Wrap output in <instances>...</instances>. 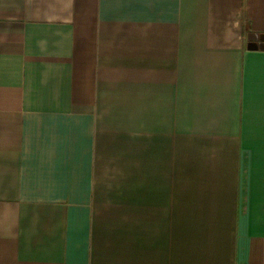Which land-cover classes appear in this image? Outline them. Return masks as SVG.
Returning a JSON list of instances; mask_svg holds the SVG:
<instances>
[{
	"label": "crops",
	"instance_id": "obj_1",
	"mask_svg": "<svg viewBox=\"0 0 264 264\" xmlns=\"http://www.w3.org/2000/svg\"><path fill=\"white\" fill-rule=\"evenodd\" d=\"M252 36L264 0H0V264H264Z\"/></svg>",
	"mask_w": 264,
	"mask_h": 264
},
{
	"label": "water",
	"instance_id": "obj_2",
	"mask_svg": "<svg viewBox=\"0 0 264 264\" xmlns=\"http://www.w3.org/2000/svg\"><path fill=\"white\" fill-rule=\"evenodd\" d=\"M258 41H263L264 42V37L263 36H252L250 39V42L248 44V49H258V48H264V44L262 43L261 46L258 45Z\"/></svg>",
	"mask_w": 264,
	"mask_h": 264
}]
</instances>
